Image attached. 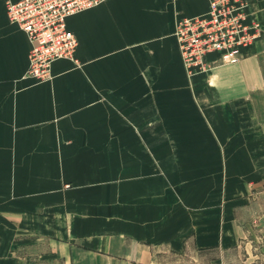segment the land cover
<instances>
[{"label": "crops", "instance_id": "1", "mask_svg": "<svg viewBox=\"0 0 264 264\" xmlns=\"http://www.w3.org/2000/svg\"><path fill=\"white\" fill-rule=\"evenodd\" d=\"M209 1L107 0L72 15L75 62L55 61L52 79L35 83L31 43L0 0L1 198L31 233L55 238L61 257L133 261L198 232L192 204L212 195L229 109L216 103L214 132L213 105L199 97L205 75L187 76L174 30ZM213 208L201 213L211 227Z\"/></svg>", "mask_w": 264, "mask_h": 264}, {"label": "rangeland", "instance_id": "2", "mask_svg": "<svg viewBox=\"0 0 264 264\" xmlns=\"http://www.w3.org/2000/svg\"><path fill=\"white\" fill-rule=\"evenodd\" d=\"M248 3L260 30L241 59L245 60L242 70H237L239 62L236 67L221 66L215 73L200 77L207 89L199 97L213 105L214 132L222 129L218 121L222 109L217 102L223 101L228 107L230 121L220 144L223 152L213 158L214 181L207 188L212 189V195L206 197L207 202L199 195L192 204L198 211V226L193 228L198 232L187 235L181 249L155 246L137 260L124 263L82 253L65 259L56 248L55 238L31 233L26 228L29 221L26 224V220L15 217V205L2 201L5 188H0L2 264H264V0ZM211 205L212 227L209 219L201 217L203 208ZM43 223L38 220L37 224ZM201 223L207 226L201 227Z\"/></svg>", "mask_w": 264, "mask_h": 264}, {"label": "built area", "instance_id": "3", "mask_svg": "<svg viewBox=\"0 0 264 264\" xmlns=\"http://www.w3.org/2000/svg\"><path fill=\"white\" fill-rule=\"evenodd\" d=\"M106 1L6 0L8 22L31 43L26 77L35 83L47 82L55 61L75 62L78 42L66 27V19ZM259 30L248 0H210L205 14L179 18L174 37L187 76L209 75L218 67L236 65Z\"/></svg>", "mask_w": 264, "mask_h": 264}]
</instances>
